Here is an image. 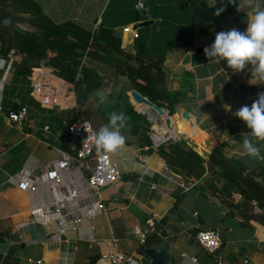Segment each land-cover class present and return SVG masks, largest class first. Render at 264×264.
Returning a JSON list of instances; mask_svg holds the SVG:
<instances>
[{"label":"crops","instance_id":"obj_1","mask_svg":"<svg viewBox=\"0 0 264 264\" xmlns=\"http://www.w3.org/2000/svg\"><path fill=\"white\" fill-rule=\"evenodd\" d=\"M37 1L52 22L72 20L91 30L104 25L121 36L125 51L142 58L163 57L167 90L185 94L174 112L175 139L185 140L206 160L214 148L223 146L228 157L238 158L248 172L262 181L259 172L264 160L241 155L243 138L250 130L232 133L231 124L238 119L234 113L241 106H250L259 93H264V82L252 76L250 64L242 72H234L226 60L217 64L204 53L218 32L232 28L246 31L251 8H237L203 33L192 22L196 6L205 3L215 13L216 8H224L226 0L220 4L214 0ZM141 1L146 9H138ZM237 3L243 5L244 0ZM61 5L70 9L74 5L76 12L65 14ZM143 22L145 25H137ZM22 26L33 30L27 24ZM127 27L130 32H125ZM22 58V54L15 52L8 57L0 54V264H85L87 259L96 260L102 252L120 250L137 254L143 246L153 248L161 256L159 264H243L244 258L264 264V224L255 217L263 212L256 202L249 208L248 222H244L236 205L244 201L242 195L234 190L229 192L217 170H210L206 163L207 170L201 179L186 181L157 152L149 151V145L142 140V129L136 132L130 124L132 118L122 130L126 137L124 147L117 154H110L123 176L98 195L106 212L78 226L71 234L62 235L63 242L49 237L45 226L32 221L36 203L13 182L14 177L22 169L34 173L38 183L28 174L30 181L45 193L47 170L57 169L55 164L63 154L75 156L79 146L78 140L67 132L65 120L86 118L98 131L109 122V113H117L104 106L109 102L108 96L128 89L130 82L109 64L86 56L84 63L93 66L104 79L102 91L92 95L84 105L78 103L76 96L69 107L43 106L30 95L31 75L23 76L16 71ZM42 68L46 69L48 81L72 93L73 85L51 67L42 64L35 69ZM130 92L135 110L146 115ZM22 106L27 107L29 114L21 129L9 122L5 114ZM155 127L161 133L166 131L163 126ZM256 146L264 156V141L256 142ZM93 155H98L95 148ZM140 156H145L146 162H141ZM48 164L50 169L46 167ZM90 164L93 166L94 160ZM47 189L52 190L50 184ZM150 220L154 227L147 236L148 242L143 243L134 227L150 228ZM200 230L220 234L223 243L216 254L199 245L195 235ZM155 238L159 240L153 241Z\"/></svg>","mask_w":264,"mask_h":264},{"label":"trees","instance_id":"obj_2","mask_svg":"<svg viewBox=\"0 0 264 264\" xmlns=\"http://www.w3.org/2000/svg\"><path fill=\"white\" fill-rule=\"evenodd\" d=\"M214 1L220 4L224 0ZM226 1L224 11L218 16L214 15L212 6L198 4L192 14L193 24L206 33L212 24L237 10V0L235 4ZM6 18L11 21L9 25L4 24ZM23 24L31 26L33 30L28 31ZM141 47L144 51V44ZM11 52L23 55L16 69L20 75L30 76L33 69L42 64L51 67L73 85L80 105L104 88L103 77L93 66L85 64L84 58L88 56L109 64L115 73L127 77L130 86L117 95L108 96L109 102L104 106L117 113L124 112L129 120L132 118L130 124L134 125L136 132L142 129V140L149 145V151L157 152L168 167L186 181L201 179L207 170L206 163L210 170H217L228 191L234 190L242 195L244 201L236 205L242 212L244 222H248L249 208L256 202L263 213L255 217L264 224V167L259 172L262 177V181H259L255 174L248 172V167L242 161L228 157L223 146L214 148L208 160L183 139H170L154 149L148 135L153 124L146 115L135 110L128 92L137 90L173 115L176 107L185 99V94L183 91L167 90L163 57L142 58L125 51L121 36L104 25L91 30L72 20L52 22L37 0H0V54L8 57ZM249 130L240 118L231 124L232 133ZM176 197L179 201L180 197ZM157 240L155 238L153 241Z\"/></svg>","mask_w":264,"mask_h":264},{"label":"built area","instance_id":"obj_3","mask_svg":"<svg viewBox=\"0 0 264 264\" xmlns=\"http://www.w3.org/2000/svg\"><path fill=\"white\" fill-rule=\"evenodd\" d=\"M137 7L146 9V4L141 1ZM124 30L130 32L129 27ZM45 73L46 69L44 68L33 69L31 75L33 88L30 95L43 106L69 107L70 100L76 98L75 93L64 91L48 81ZM142 107L141 111L148 116V120L152 124L155 123L149 134L154 149L170 139H175V135L167 128L164 119L160 117L161 115L154 113L150 108ZM0 110L2 111L1 106ZM28 114L27 107L22 106L18 110H8L5 118L22 129ZM64 125L69 134L78 138L79 146L75 156L63 154L55 164L57 169L47 170L48 180L44 184V186L46 185L45 193L40 192L38 184L30 181L28 174L38 183V176L34 173L22 169L13 180L21 189L29 193L28 197L33 201V204L36 203V206L33 207L32 221L45 226L49 237L58 242H63L62 235L71 234L78 226L86 224L95 216L106 212L105 204L98 198L99 192L116 183L123 176L122 170L110 154L93 155L94 140L98 131L89 119L65 120ZM156 125L163 126L166 131L161 133L156 129ZM140 159L143 163L147 160L145 156H140ZM92 160H94L93 166L90 164ZM46 167L50 169L51 164ZM49 184L52 190L47 189ZM154 215L156 216V214ZM149 222L151 227L145 230L139 225L134 227V233L143 243L147 241V236L154 227L153 220ZM137 229H139L138 232ZM195 238L199 245L210 254H216L222 247V238L215 230H200L196 233ZM242 263L256 264L247 258H244ZM85 264H150V262L138 253L115 250L102 252L96 260L87 259Z\"/></svg>","mask_w":264,"mask_h":264},{"label":"clouds","instance_id":"obj_4","mask_svg":"<svg viewBox=\"0 0 264 264\" xmlns=\"http://www.w3.org/2000/svg\"><path fill=\"white\" fill-rule=\"evenodd\" d=\"M229 2L235 4V0ZM244 6L252 10L246 31L232 28L218 32L214 43L205 47L204 53L209 61L217 64L226 60L227 66L234 72H242L250 64L252 76L264 82V6L262 0H244L243 5H238V10H242ZM223 11V7L216 8L214 15L218 16ZM10 23L9 19L4 20L5 25ZM234 115L250 129L243 138L244 152L241 155L264 160L256 146V142L264 141V93H259L258 99L250 107L241 106ZM108 116L109 122L102 125L95 136L94 146L98 155L117 154L126 142L122 130L127 127L129 117L124 112L109 113Z\"/></svg>","mask_w":264,"mask_h":264},{"label":"water","instance_id":"obj_5","mask_svg":"<svg viewBox=\"0 0 264 264\" xmlns=\"http://www.w3.org/2000/svg\"><path fill=\"white\" fill-rule=\"evenodd\" d=\"M137 25L143 26V25H145V22L138 23ZM101 95H102V93H101ZM130 96L136 104L150 108V109H152V111L154 113L159 114L161 116L166 115V117L164 118L165 124L170 131H173L174 128L172 126L171 117H169L168 112L164 108L160 107L156 103H153L147 97L140 94L137 90H132L130 92ZM74 138H76L78 140V138L76 136H74ZM138 254L143 255L147 261H151V264H159L158 259H161V256H158V254L156 253V251L153 248H146L144 246L140 249Z\"/></svg>","mask_w":264,"mask_h":264},{"label":"rangeland","instance_id":"obj_6","mask_svg":"<svg viewBox=\"0 0 264 264\" xmlns=\"http://www.w3.org/2000/svg\"><path fill=\"white\" fill-rule=\"evenodd\" d=\"M63 1V0H62ZM61 7L63 8L62 10H63V12L65 13V14H69V13H73V12H76V8H75V6L73 5V7L70 9L67 5H61ZM168 115H169V113H168ZM165 117V116H164ZM169 117H171V119H172V122H174L173 121V117H174V114L173 115H169ZM162 119H164V118H162ZM154 124L155 123H153V126H154ZM193 125H195V123L193 122L192 123ZM152 126V127H153ZM175 133V130H174V132H173V134ZM175 135V134H174Z\"/></svg>","mask_w":264,"mask_h":264},{"label":"bare ground","instance_id":"obj_7","mask_svg":"<svg viewBox=\"0 0 264 264\" xmlns=\"http://www.w3.org/2000/svg\"><path fill=\"white\" fill-rule=\"evenodd\" d=\"M161 117V116H160ZM193 130V128H191V131Z\"/></svg>","mask_w":264,"mask_h":264},{"label":"snow or ice","instance_id":"obj_8","mask_svg":"<svg viewBox=\"0 0 264 264\" xmlns=\"http://www.w3.org/2000/svg\"><path fill=\"white\" fill-rule=\"evenodd\" d=\"M54 175V174H53Z\"/></svg>","mask_w":264,"mask_h":264}]
</instances>
